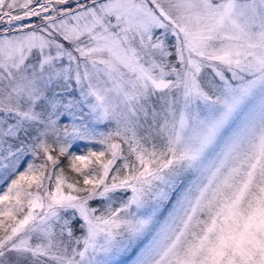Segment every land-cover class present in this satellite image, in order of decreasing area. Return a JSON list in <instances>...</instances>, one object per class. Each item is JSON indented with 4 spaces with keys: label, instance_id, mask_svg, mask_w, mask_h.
Returning <instances> with one entry per match:
<instances>
[{
    "label": "snow or ice",
    "instance_id": "6c2138e0",
    "mask_svg": "<svg viewBox=\"0 0 264 264\" xmlns=\"http://www.w3.org/2000/svg\"><path fill=\"white\" fill-rule=\"evenodd\" d=\"M0 264H264V0H0Z\"/></svg>",
    "mask_w": 264,
    "mask_h": 264
},
{
    "label": "trees",
    "instance_id": "16d2710c",
    "mask_svg": "<svg viewBox=\"0 0 264 264\" xmlns=\"http://www.w3.org/2000/svg\"><path fill=\"white\" fill-rule=\"evenodd\" d=\"M96 147H98V146H96ZM65 163H66V161H65Z\"/></svg>",
    "mask_w": 264,
    "mask_h": 264
}]
</instances>
